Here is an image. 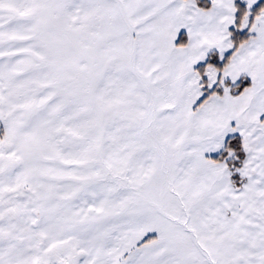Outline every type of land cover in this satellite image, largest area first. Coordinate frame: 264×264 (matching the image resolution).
Returning <instances> with one entry per match:
<instances>
[{"label":"snow or ice","instance_id":"1","mask_svg":"<svg viewBox=\"0 0 264 264\" xmlns=\"http://www.w3.org/2000/svg\"><path fill=\"white\" fill-rule=\"evenodd\" d=\"M0 264H264V0H0Z\"/></svg>","mask_w":264,"mask_h":264}]
</instances>
